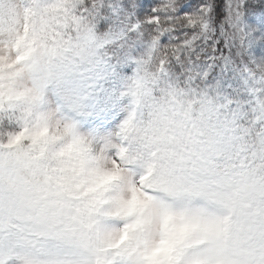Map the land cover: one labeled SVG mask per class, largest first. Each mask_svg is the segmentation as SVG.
Instances as JSON below:
<instances>
[{
    "label": "snow or ice",
    "instance_id": "6c2138e0",
    "mask_svg": "<svg viewBox=\"0 0 264 264\" xmlns=\"http://www.w3.org/2000/svg\"><path fill=\"white\" fill-rule=\"evenodd\" d=\"M0 264H264V7L0 0Z\"/></svg>",
    "mask_w": 264,
    "mask_h": 264
},
{
    "label": "rangeland",
    "instance_id": "374dc122",
    "mask_svg": "<svg viewBox=\"0 0 264 264\" xmlns=\"http://www.w3.org/2000/svg\"><path fill=\"white\" fill-rule=\"evenodd\" d=\"M251 2L258 6V9L260 7H264V0H251ZM258 14V13H257Z\"/></svg>",
    "mask_w": 264,
    "mask_h": 264
}]
</instances>
